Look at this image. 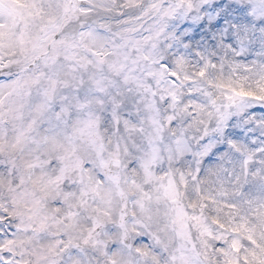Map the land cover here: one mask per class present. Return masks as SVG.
<instances>
[{
  "label": "snow or ice",
  "instance_id": "snow-or-ice-1",
  "mask_svg": "<svg viewBox=\"0 0 264 264\" xmlns=\"http://www.w3.org/2000/svg\"><path fill=\"white\" fill-rule=\"evenodd\" d=\"M0 264H264V0H0Z\"/></svg>",
  "mask_w": 264,
  "mask_h": 264
}]
</instances>
